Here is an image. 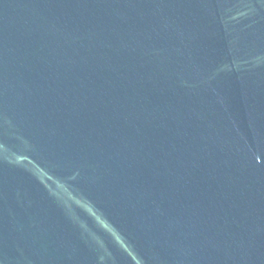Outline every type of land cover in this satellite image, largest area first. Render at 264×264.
I'll use <instances>...</instances> for the list:
<instances>
[{"label": "water", "instance_id": "obj_1", "mask_svg": "<svg viewBox=\"0 0 264 264\" xmlns=\"http://www.w3.org/2000/svg\"><path fill=\"white\" fill-rule=\"evenodd\" d=\"M0 264H264V0H0Z\"/></svg>", "mask_w": 264, "mask_h": 264}]
</instances>
